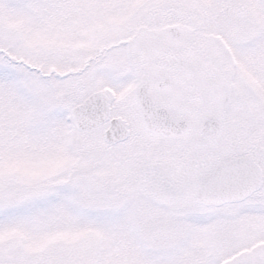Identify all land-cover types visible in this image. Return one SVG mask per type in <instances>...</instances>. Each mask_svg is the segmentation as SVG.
Listing matches in <instances>:
<instances>
[{
    "label": "snow or ice",
    "instance_id": "snow-or-ice-1",
    "mask_svg": "<svg viewBox=\"0 0 264 264\" xmlns=\"http://www.w3.org/2000/svg\"><path fill=\"white\" fill-rule=\"evenodd\" d=\"M0 264H264V0H0Z\"/></svg>",
    "mask_w": 264,
    "mask_h": 264
}]
</instances>
